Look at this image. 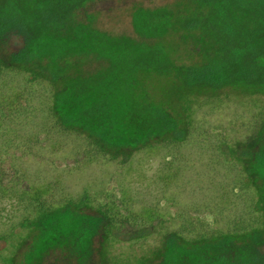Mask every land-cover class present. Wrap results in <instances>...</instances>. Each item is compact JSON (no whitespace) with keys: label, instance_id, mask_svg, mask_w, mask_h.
Returning <instances> with one entry per match:
<instances>
[{"label":"trees","instance_id":"obj_1","mask_svg":"<svg viewBox=\"0 0 264 264\" xmlns=\"http://www.w3.org/2000/svg\"><path fill=\"white\" fill-rule=\"evenodd\" d=\"M94 1L0 0V264H264V0L138 9L151 51Z\"/></svg>","mask_w":264,"mask_h":264},{"label":"rangeland","instance_id":"obj_2","mask_svg":"<svg viewBox=\"0 0 264 264\" xmlns=\"http://www.w3.org/2000/svg\"><path fill=\"white\" fill-rule=\"evenodd\" d=\"M176 5L175 0H95L94 3L86 9L84 12L79 13V23H85L90 25L94 30L102 36L101 44L106 51L119 50V49H138V50H152L155 47L166 43V39L158 38L153 39L150 33L153 31H144L139 25V15L136 11L138 9L143 10H157L161 8L174 9ZM160 27L159 24H152L151 29ZM77 31H73L69 34L71 39H75ZM202 34V32H201ZM197 35L193 41H189L188 44H181L178 47L170 46L169 53L170 58H192L197 59L199 62H203V58H221V55L217 56V47L210 44L209 38L205 35ZM109 36V37H108ZM170 42H179L176 38L179 36H168ZM168 48V46H167ZM150 50V51H151ZM217 50V51H215ZM172 51V52H171ZM209 52L210 57H205V53ZM109 58V57H108ZM113 58V57H111ZM183 60V59H182ZM180 62V61H179ZM185 63H189L190 60H184ZM91 66V65H90ZM88 68H91V67ZM97 71L94 74L99 73ZM93 74V75H94ZM137 81L144 75L143 72H138ZM139 85H142L139 82ZM148 89V83H146ZM75 180V179H74ZM76 181L75 183H78ZM127 239V238H126ZM66 260V261H65ZM46 264H70L67 263V254L64 250L54 251L48 258Z\"/></svg>","mask_w":264,"mask_h":264}]
</instances>
